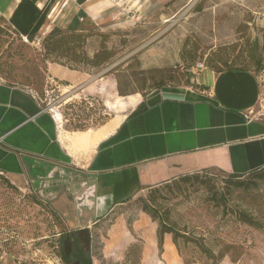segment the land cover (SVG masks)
I'll return each instance as SVG.
<instances>
[{"label":"rangeland","instance_id":"1","mask_svg":"<svg viewBox=\"0 0 264 264\" xmlns=\"http://www.w3.org/2000/svg\"><path fill=\"white\" fill-rule=\"evenodd\" d=\"M119 2L109 19L85 29L88 39L80 51L92 56L105 47L114 54L88 71L115 69L125 92L140 90L145 97L158 90L162 80L157 72L142 73L148 49L149 62L172 58L183 81L187 74L192 78L193 86L167 80L159 89L197 90L204 71L196 68L198 63L209 69L210 64L219 67L227 61L251 70L258 79L261 96L251 115L264 117V0H142L141 7L131 0ZM46 35L39 36L41 44L39 37L26 41L0 16V83L34 94L59 128L68 131H90L114 114L116 120L123 118L136 106L139 95L129 96L124 106L123 96L111 101L81 96L52 78L42 46ZM230 174L206 168L144 186L124 204H114L90 229L92 264H264V180L246 174L245 185L236 188ZM35 196L41 199L29 184L11 185L0 174V239L16 234L7 244V264H66L60 238L70 228L45 204H37ZM241 213L256 226L246 223ZM119 225L129 230L131 244L104 254L109 235L123 230Z\"/></svg>","mask_w":264,"mask_h":264},{"label":"crops","instance_id":"2","mask_svg":"<svg viewBox=\"0 0 264 264\" xmlns=\"http://www.w3.org/2000/svg\"><path fill=\"white\" fill-rule=\"evenodd\" d=\"M119 1L60 4L51 19L54 0H0V16L26 41H34L55 25L94 27L110 18ZM131 1L141 7L142 0ZM81 15H86L84 23ZM148 51L145 68L174 65L172 58L164 62V56L149 62ZM48 72L75 94L105 101L120 97L111 71L96 74L49 62ZM199 81L209 89L170 87L145 97L136 93V106L127 115L116 120L114 114L90 131L60 129L34 94L0 83V174L15 185L29 184L70 230L78 231L98 225L114 204H124L144 186L212 167L231 174L264 168V117L251 115L261 96L256 76L204 69ZM129 96L121 97L120 104L128 105ZM120 227L118 236L106 239L104 254L131 244L129 230Z\"/></svg>","mask_w":264,"mask_h":264},{"label":"trees","instance_id":"3","mask_svg":"<svg viewBox=\"0 0 264 264\" xmlns=\"http://www.w3.org/2000/svg\"><path fill=\"white\" fill-rule=\"evenodd\" d=\"M14 30L20 34L19 31H17L15 28ZM87 30V29H86ZM85 29H79V28H68V27H62L61 25H55L53 26L45 36L42 46L44 50V58L46 60H49L50 62L58 63L61 65L68 66L71 69L74 70H89V68H99L103 66L105 63H107L110 59L113 58L114 54L112 51L108 50L105 47H101L100 49L96 50L94 55L90 56L89 54L80 51L79 48H81L85 42L88 39V35L86 33ZM21 35V34H20ZM183 58L187 60L186 54H183ZM62 59H67L68 61H63ZM263 67V66H261ZM179 66H167V67H154L149 69H143L142 73L146 74L148 72H157L160 74L162 80L156 84V87L159 89L161 87H164L167 83V80L169 81H178L179 83H182L186 86H193L192 78L190 74H187L185 81H183V76L180 74L177 69ZM209 69L211 71H214L215 73H221L224 71H251L247 68L243 67H235L229 64V62L224 61L221 66L217 67L215 65L210 64ZM111 73H116V70L114 69ZM169 75V76H167ZM117 81H118V93L120 96H129L136 93H140V90H136L134 92H125L122 88V84L120 79L115 74ZM168 77V78H167ZM194 82V80H193ZM198 83V82H197ZM11 85V84H10ZM199 85V84H198ZM16 86V85H12ZM199 87V88H198ZM196 87L198 91H206L209 88L205 85H200ZM145 106V103L143 102L136 112L141 111ZM264 168L255 170L249 175H253L252 177L262 179L264 180ZM2 175V174H1ZM246 174H236L232 173L229 175V178L231 179L232 183L236 188H242L245 185V180L243 179ZM4 176V175H2ZM5 177V176H4ZM7 183L12 182L6 178ZM35 202L39 205L45 204L47 207H49L50 211L54 216H59V214L52 209L47 203L42 201V199H39L37 196H35ZM144 209L148 211L149 213H152V210L149 208L147 204H145ZM241 217H243V220L246 223H249L250 225L256 226V221H254L253 218L250 216L241 213ZM61 218V217H60ZM164 220L161 221V225H166ZM166 230L163 229V233ZM170 231V230H169ZM14 232V231H12ZM13 235H16L13 233ZM62 242V259L66 264H92L90 260V252L87 253L86 249L84 247V244L82 243L80 237L77 234V231L69 230L66 233L61 234L60 238ZM70 242L71 244V252L68 255L66 253V243Z\"/></svg>","mask_w":264,"mask_h":264},{"label":"built area","instance_id":"4","mask_svg":"<svg viewBox=\"0 0 264 264\" xmlns=\"http://www.w3.org/2000/svg\"><path fill=\"white\" fill-rule=\"evenodd\" d=\"M55 1V5L53 7V9L51 10V13L57 9L60 4H62L63 6L67 7L69 4L75 3L76 5L80 6L82 3H87L90 2L92 0H54ZM50 13V14H51ZM86 21V15H81L79 16V22L80 23H84ZM49 29V27H47ZM46 31L43 33V35H45ZM38 44H41L42 39L41 37H39L37 39ZM197 69L200 70H204L206 69V65L204 63H198L196 66ZM15 238V235L10 234L8 237H5L3 239H0V264H5L7 263L10 259H11V254H9V250L7 249V244L11 243V241Z\"/></svg>","mask_w":264,"mask_h":264},{"label":"water","instance_id":"5","mask_svg":"<svg viewBox=\"0 0 264 264\" xmlns=\"http://www.w3.org/2000/svg\"><path fill=\"white\" fill-rule=\"evenodd\" d=\"M30 119H32V117L28 118L25 121H28ZM1 137L2 136H0V140H1ZM77 234L81 237V241L84 244L86 252L89 253L90 252V247H91L90 229L87 228V227L78 229ZM70 252H71V244H70V242H67L66 243V253L69 255Z\"/></svg>","mask_w":264,"mask_h":264},{"label":"bare ground","instance_id":"6","mask_svg":"<svg viewBox=\"0 0 264 264\" xmlns=\"http://www.w3.org/2000/svg\"><path fill=\"white\" fill-rule=\"evenodd\" d=\"M56 12V9L51 13L50 17H52Z\"/></svg>","mask_w":264,"mask_h":264},{"label":"flooded vegetation","instance_id":"7","mask_svg":"<svg viewBox=\"0 0 264 264\" xmlns=\"http://www.w3.org/2000/svg\"><path fill=\"white\" fill-rule=\"evenodd\" d=\"M79 236V235H78ZM80 237V236H79ZM80 239H81V237H80ZM74 264H76V263H74Z\"/></svg>","mask_w":264,"mask_h":264}]
</instances>
